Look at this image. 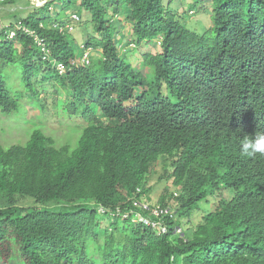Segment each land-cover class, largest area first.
Segmentation results:
<instances>
[{
    "label": "trees",
    "instance_id": "1",
    "mask_svg": "<svg viewBox=\"0 0 264 264\" xmlns=\"http://www.w3.org/2000/svg\"><path fill=\"white\" fill-rule=\"evenodd\" d=\"M191 1L79 0L96 31L86 60L79 12L23 20L43 46L2 31L0 111L38 99L33 79L45 72L38 84L55 82L85 126L75 148L38 129L25 144H0V264H264V154L241 151L264 135V0H210L208 12L190 3L209 19L201 32L185 23ZM120 14L133 49L161 42L140 68L120 47ZM7 69L21 76L17 93ZM162 158L180 191L157 204L171 210L165 234L131 214L134 201L153 203L149 176ZM203 202L212 209L193 226Z\"/></svg>",
    "mask_w": 264,
    "mask_h": 264
},
{
    "label": "rangeland",
    "instance_id": "2",
    "mask_svg": "<svg viewBox=\"0 0 264 264\" xmlns=\"http://www.w3.org/2000/svg\"><path fill=\"white\" fill-rule=\"evenodd\" d=\"M68 1H72V5L67 9H64L63 5ZM183 1L184 0H174V9H177L176 6L183 3ZM78 2L79 0H57L52 4L50 10L49 8H35V5L31 0H12L8 3L2 4L0 5V35L3 30H5L8 35L12 30L10 27H14V29H16L20 22L31 16L40 18L52 17L53 19L60 18L67 21L72 13L79 12L82 16H84V19L80 22L81 24L74 36L81 45L78 51V55L81 60L85 55L83 52L84 46L82 44L92 40V38L96 35V31L91 23V16L79 6ZM192 2H198V7L200 9L203 7L202 9L205 12H208L211 10L210 0H192L188 4L185 3L184 6V8H186V13H188V18L185 20L187 27L201 32L205 28L204 25L209 26L210 22L207 17L196 16L201 13H189L188 9L193 4ZM165 3H168V0H165ZM202 9L200 12H202ZM112 13L113 10L110 9L109 15L112 16ZM111 18L114 20L113 24L120 33L119 42L122 52L128 54V57L134 61L137 68L141 67L144 54L157 55L162 53L160 40L148 43L147 46L143 45L142 48H138L137 50L133 49L128 45L130 42L129 32L131 28L130 26H125V17L120 14L119 17L113 16ZM4 37H2V39H4ZM8 37L11 38L9 35ZM18 48H21L19 44ZM90 52L91 57L93 58L100 55L99 52L94 49H91ZM78 61L79 60H77V62ZM45 74V72H42L33 79V83L37 84V89L40 92L38 99L31 97L30 94H27V96L24 95V98L21 99L20 112L5 115L0 111V144L5 148H9L14 144H25L30 139L33 131L36 129L41 130L47 136L52 137L55 141L56 147L58 148L66 145L74 148L76 147L77 142L81 137L82 129L85 126L84 121L78 116H71L68 114L67 101L69 98L64 92L61 91V94H58L55 91L57 88L59 89L55 82H50L49 79V82L46 84H38L42 81ZM20 78L21 76H19L17 71L7 69L6 81L10 91L17 93L22 89V79ZM127 106H129V104ZM170 166L171 160L168 158H162L159 165H157L156 170L149 176V182L153 188L150 195L152 202L155 205L160 204V201L164 196L168 200L170 199L169 195H180V191L171 186V180H169L168 177L169 174L166 176L167 170L169 171V169H171ZM212 199L213 198H211V200ZM200 207L201 208L190 218L193 226L198 225L201 222L204 213L212 209L211 205L207 202H203ZM187 221L188 220L185 219L183 223H187ZM180 229L182 233L184 227Z\"/></svg>",
    "mask_w": 264,
    "mask_h": 264
},
{
    "label": "built area",
    "instance_id": "3",
    "mask_svg": "<svg viewBox=\"0 0 264 264\" xmlns=\"http://www.w3.org/2000/svg\"><path fill=\"white\" fill-rule=\"evenodd\" d=\"M11 1V0H0V5ZM36 6L41 5L42 3H45L46 0L40 2V0H31ZM72 19L79 21V17L76 14L72 15ZM9 32V36H11L10 39H13L18 32H25L33 37H35L36 41L40 46L42 45L41 40L38 38L36 32L33 30L27 28L22 22L19 23L18 27L16 29H13ZM69 29L72 30V27H69ZM85 49V47H84ZM44 50V49H43ZM89 57V51L87 50L85 52L83 60H86ZM56 67L58 68L59 72L61 74H64L66 72V66L64 64H57ZM134 205L136 209L131 211L133 221L142 223L145 226L153 227L158 230L159 234H165L167 233V226L164 221H161L162 216H168L171 213L170 208H163L161 205H155L146 199L136 200L134 201ZM130 215V214H128ZM176 232L181 233V229L177 228Z\"/></svg>",
    "mask_w": 264,
    "mask_h": 264
},
{
    "label": "clouds",
    "instance_id": "4",
    "mask_svg": "<svg viewBox=\"0 0 264 264\" xmlns=\"http://www.w3.org/2000/svg\"><path fill=\"white\" fill-rule=\"evenodd\" d=\"M42 1H44V0H40V2H42ZM55 1H57V0H51V1L46 0L45 3H42L39 6H36L35 4L34 5H35V8H37V9H43L46 7L47 4H49V3L53 4ZM8 2H10V1H8ZM8 2H6V3H8ZM51 10H53V9H51ZM22 23H23V21H22ZM12 28L14 29V27H12ZM55 65H57V63H55ZM241 151L243 154H245L247 156H252L255 153L264 154V135H259L254 140H251V139L245 140L244 143L242 144Z\"/></svg>",
    "mask_w": 264,
    "mask_h": 264
}]
</instances>
